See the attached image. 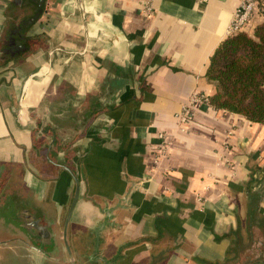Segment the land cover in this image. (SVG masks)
Segmentation results:
<instances>
[{
  "label": "crops",
  "instance_id": "obj_1",
  "mask_svg": "<svg viewBox=\"0 0 264 264\" xmlns=\"http://www.w3.org/2000/svg\"><path fill=\"white\" fill-rule=\"evenodd\" d=\"M18 1L0 0V161L59 214L79 179L72 239H130V263L168 246L166 264H221L264 183V123L210 103L177 114L216 92L207 66L241 0ZM160 131L171 146L155 164Z\"/></svg>",
  "mask_w": 264,
  "mask_h": 264
},
{
  "label": "flooded vegetation",
  "instance_id": "obj_2",
  "mask_svg": "<svg viewBox=\"0 0 264 264\" xmlns=\"http://www.w3.org/2000/svg\"><path fill=\"white\" fill-rule=\"evenodd\" d=\"M39 2L34 1V6ZM36 11L42 9L36 8ZM30 19L19 21L15 31H11L14 35L7 42L5 53L18 51L21 27ZM22 173L0 161V264H150L153 257L154 264H166L172 250L168 246L147 252L142 248L138 259L130 263V252L128 254L125 248L130 247L132 241L126 239L113 246L112 240L102 233V228L108 227L102 222L98 226L101 233L78 230L76 237L70 238V215L78 198L79 179L76 177L77 191L72 202L65 213L59 214L48 199H38L35 188ZM261 212L264 213V208ZM256 224L262 228L259 219ZM236 229L230 230L232 238H236ZM243 234L247 240L246 232Z\"/></svg>",
  "mask_w": 264,
  "mask_h": 264
},
{
  "label": "trees",
  "instance_id": "obj_3",
  "mask_svg": "<svg viewBox=\"0 0 264 264\" xmlns=\"http://www.w3.org/2000/svg\"><path fill=\"white\" fill-rule=\"evenodd\" d=\"M206 76L217 87L211 105L264 123V16L219 43Z\"/></svg>",
  "mask_w": 264,
  "mask_h": 264
},
{
  "label": "water",
  "instance_id": "obj_4",
  "mask_svg": "<svg viewBox=\"0 0 264 264\" xmlns=\"http://www.w3.org/2000/svg\"><path fill=\"white\" fill-rule=\"evenodd\" d=\"M39 12L30 21H34ZM21 46V45H20ZM25 47V45H22ZM246 219L244 226L238 221L236 238L233 239L231 254L221 264H258L264 262V213L261 212V203L264 200V183L257 188L246 190ZM116 207L107 209L105 222H112L113 211ZM260 220L262 228L257 226ZM254 226L257 227L254 229ZM247 234V240L243 232ZM154 264V263H151Z\"/></svg>",
  "mask_w": 264,
  "mask_h": 264
},
{
  "label": "built area",
  "instance_id": "obj_5",
  "mask_svg": "<svg viewBox=\"0 0 264 264\" xmlns=\"http://www.w3.org/2000/svg\"><path fill=\"white\" fill-rule=\"evenodd\" d=\"M152 8L153 7L151 3H148L146 5V9L148 12L152 11ZM255 15L264 16V0H241L234 12L230 25L228 27V35L240 31L247 25L253 27V24L255 22L253 18L255 19ZM209 98L210 97L205 93H201L198 91L193 92L188 102L182 105L181 110L177 114L180 122L182 124L186 123L192 114L193 108L204 103H210ZM158 137L159 141L154 157L155 164H158L161 157L168 154L171 146V141L166 131H160Z\"/></svg>",
  "mask_w": 264,
  "mask_h": 264
},
{
  "label": "rangeland",
  "instance_id": "obj_6",
  "mask_svg": "<svg viewBox=\"0 0 264 264\" xmlns=\"http://www.w3.org/2000/svg\"><path fill=\"white\" fill-rule=\"evenodd\" d=\"M73 264V263H72Z\"/></svg>",
  "mask_w": 264,
  "mask_h": 264
}]
</instances>
